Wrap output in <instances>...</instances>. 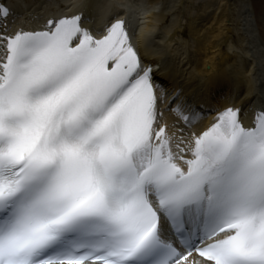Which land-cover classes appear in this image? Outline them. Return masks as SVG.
I'll use <instances>...</instances> for the list:
<instances>
[{
    "label": "snow or ice",
    "instance_id": "snow-or-ice-1",
    "mask_svg": "<svg viewBox=\"0 0 264 264\" xmlns=\"http://www.w3.org/2000/svg\"><path fill=\"white\" fill-rule=\"evenodd\" d=\"M10 15L0 4V264H264V109L195 130L204 107L156 82L124 19L9 32Z\"/></svg>",
    "mask_w": 264,
    "mask_h": 264
},
{
    "label": "bare ground",
    "instance_id": "bare-ground-1",
    "mask_svg": "<svg viewBox=\"0 0 264 264\" xmlns=\"http://www.w3.org/2000/svg\"><path fill=\"white\" fill-rule=\"evenodd\" d=\"M196 1L204 3L202 2L204 0ZM225 1L226 6L224 7V11H222L229 14L228 10H230L231 0ZM240 1L242 2V0ZM129 2L130 1L125 3L127 5H134L133 2ZM85 3L86 2H84V4ZM105 3V8L100 6L102 8L98 17L100 22L103 23L107 19H110L114 9L115 11L113 16H118L119 14L121 15L123 13H121L122 8H120L122 2L120 3L119 0L114 1L113 3ZM73 7H75V5ZM56 12V10H50L47 13L52 14ZM196 14L199 15L200 13ZM218 15L219 16L216 18V14H214L213 20L208 25H203L200 24V22H196V15L194 17V21H190L189 28H179L176 26L175 29L172 30L169 28L161 33L155 34V32L153 34L154 36L152 38V43H154V46H156L158 49L165 51L168 56L172 58L168 64L169 66H167L168 70L160 73L164 77V80L168 82L171 89L173 87L182 89L183 98L191 96L192 99L201 100L202 102L205 101V104L207 105L211 103L207 106L211 108V114L214 113L215 110L213 111V109H215L217 106L230 105L233 100V95L238 93L240 94V98L237 102L235 101V107L241 105L243 98L246 99V105H249L250 108L262 106L264 104L262 103V98L260 96L261 93H259L260 91L256 84V76L254 74H249L250 76L246 75V73L243 71H248V69H243L242 71L243 66L241 65L240 61L236 60L238 55L236 57V54L232 52L233 50L228 49V32L230 33L232 29L225 23L227 20H225L226 14ZM156 17L161 22L169 20V16L166 14H158ZM189 35L194 38L195 43L197 44L196 51L198 52V57L187 59L188 57L185 55L186 53L182 52V49L180 50V58H183L185 61L182 62V60V63L180 62L181 67H187L188 70V72H184V70L180 67V63L176 62L179 48L174 45H176L177 42L175 43L174 41L175 44H173L171 40L178 39V36L188 37ZM166 38H168L171 43H169ZM250 39L251 37H249V42L252 41ZM252 43H254V41H252ZM246 49L247 51H250L249 46L246 47ZM165 52L163 56H165ZM254 53L255 55L252 56L255 58H264V53H260L258 50H255ZM207 65H210V69L207 68ZM183 77L185 78L182 79ZM204 110L207 111V108ZM168 114V120L172 125L176 122H179L180 126H183V124L176 119V116L172 112H169ZM203 126L204 124L202 123L201 127Z\"/></svg>",
    "mask_w": 264,
    "mask_h": 264
},
{
    "label": "rangeland",
    "instance_id": "rangeland-1",
    "mask_svg": "<svg viewBox=\"0 0 264 264\" xmlns=\"http://www.w3.org/2000/svg\"><path fill=\"white\" fill-rule=\"evenodd\" d=\"M20 3H24L28 6L29 12L37 13L39 9H58L65 2L68 5L70 2H77L80 0H18ZM138 2V3H137ZM201 3L196 0H139L135 1L136 4V17L137 22L135 24L136 30L139 32H156L161 33L166 29H175V27H186L189 28L190 21H194L196 16V22L200 24H209L213 20L214 14L216 18L218 14L225 15V23L232 29L228 32L227 46L228 49L233 50L232 52L238 55L236 60L240 61L243 71L246 75L250 76L254 74L257 82L262 84L264 88V58H255V50H248L246 47L251 45L249 43V36L255 32V35L259 38L261 44L264 45V0H231L229 14L224 11L226 6L225 0H204ZM129 3H132L131 1ZM202 6V7H200ZM223 10V11H222ZM115 9L112 11L114 14ZM223 12V14H222ZM196 13H200L199 15ZM168 15L169 20L161 22L157 19V15ZM204 15V16H203ZM203 16V17H202ZM227 17V18H226ZM224 18V17H223ZM193 19V20H192ZM174 21V22H173ZM181 25H180V24ZM172 24V25H170ZM198 24V23H197ZM175 25V26H174ZM191 25V24H190ZM170 26V27H169ZM181 26V27H180ZM168 27V28H165ZM173 27V28H172ZM201 27V25H200ZM153 28V29H152ZM176 40H171L173 44L179 48V53L176 57V62H185L183 58H180V50L186 53L187 59H193L198 57L197 44L190 35L188 37H177ZM169 43L170 40L166 38ZM165 41V42H168ZM175 41V43H174ZM233 48V49H232ZM264 52V51H261ZM260 52V53H261ZM242 55V57H241ZM249 55V56H248ZM251 55V56H250ZM188 61V60H187ZM181 62V63H182ZM180 63V67H181ZM184 65V64H183ZM184 72H188L187 67H181ZM210 69V65H207ZM252 71V72H251ZM250 74V75H249ZM183 77L182 79H184Z\"/></svg>",
    "mask_w": 264,
    "mask_h": 264
}]
</instances>
